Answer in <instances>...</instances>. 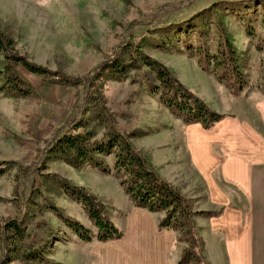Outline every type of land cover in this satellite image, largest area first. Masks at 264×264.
<instances>
[{"label": "rangeland", "instance_id": "374dc122", "mask_svg": "<svg viewBox=\"0 0 264 264\" xmlns=\"http://www.w3.org/2000/svg\"><path fill=\"white\" fill-rule=\"evenodd\" d=\"M135 21L142 25L129 29ZM220 24L237 51L242 90L219 80L214 58L220 50ZM0 32L30 62L59 73L45 77L18 65L14 70L32 93L9 96L1 91L7 71L5 57L0 56V163L13 164L0 176V227L8 220L18 221L25 234L17 246L27 244L38 253L37 258H24L8 252L5 264H101L99 259L118 254L119 246L113 243L118 240L97 241V229L82 204L64 193L53 176L98 197L123 236L129 220L137 216L134 211L139 208L120 185L125 176L116 171L114 155L95 154L102 168L87 163L75 169L50 153L52 141L69 133L93 132L92 141L107 144V135L117 130L181 192L193 212L221 214V206L214 207L208 198L205 174L196 166L198 157L205 159L208 143L212 147L213 135L200 124H185L182 116L163 105L150 68L140 63L118 74L103 69L90 85L62 84L60 74L93 78L130 38L213 111L224 112V118L243 117L261 131L253 107L264 99V0H0ZM119 58L130 61L127 53ZM102 107L109 118L101 114ZM82 123L85 127L74 130ZM213 147L220 159L222 146ZM49 203L86 227L92 240L79 238ZM151 214L159 227L166 213ZM175 232L181 261L189 243L183 233ZM3 253L0 243L1 262ZM202 254L205 257L203 240Z\"/></svg>", "mask_w": 264, "mask_h": 264}, {"label": "trees", "instance_id": "16d2710c", "mask_svg": "<svg viewBox=\"0 0 264 264\" xmlns=\"http://www.w3.org/2000/svg\"><path fill=\"white\" fill-rule=\"evenodd\" d=\"M215 6L217 4L213 8ZM141 25V22L135 21L129 25V29ZM220 26H222L223 31L220 50L219 55L214 58L217 68L221 71L219 80L232 90L237 88L242 90L244 82L238 65L237 51L226 35L223 25L220 24ZM129 39L99 66L93 78L75 79L60 74L59 82L62 84L85 85L89 83L90 85L103 69H110L115 74L126 73L131 69H136L140 63H143L155 74L158 85H154V91L160 93L163 105L172 113L182 116L185 124H200L203 129L211 130L224 119V115L213 111L203 99L184 86L169 68L146 55L140 46L133 45ZM123 53L130 56V61L127 64L121 62L119 58ZM1 55L5 57L7 71L5 74L6 83L1 91L5 92L6 95L28 97L32 93V87L28 86L14 70L18 65L36 75L45 77L59 75V73H52L47 68L30 62L26 57L20 55L15 49L14 41L2 32H0ZM101 114L109 118L105 107H102ZM81 127H85L83 123L76 125L74 130ZM93 134V132H76L56 138L51 143L52 150L50 153L64 160L75 169H81L87 163L94 164L96 168H102L103 162L95 154L114 155L116 171L125 176L120 185L135 206L150 213L164 211L166 216L160 221L159 229L180 231L187 237L189 247L184 250L179 264H209L202 254V238L193 219L198 215L216 216L218 213L193 212L188 200L181 192L151 168L130 140L117 130L112 129L107 135V144L92 141ZM11 166H13L12 163H0V176ZM53 177L58 186L64 190V193L82 204L90 221L94 223L97 229V241L108 242L120 240L123 237L122 231L111 221L104 203L98 197L84 187L76 186L57 175ZM49 206L79 238L87 242L92 240L90 231L86 227L65 217L62 211L52 203H49ZM24 234L25 232L18 221L8 220L0 227V243H2L4 250V258L2 262L0 261V264L6 263L8 252H13L16 256L24 258L29 256L37 258L38 253L30 245L17 246V242L24 239Z\"/></svg>", "mask_w": 264, "mask_h": 264}, {"label": "crops", "instance_id": "0c3cea01", "mask_svg": "<svg viewBox=\"0 0 264 264\" xmlns=\"http://www.w3.org/2000/svg\"><path fill=\"white\" fill-rule=\"evenodd\" d=\"M253 108L261 120V131L235 115H226L211 130L203 129L213 135V145L224 150L218 159L208 143L205 159H196L206 177L208 198L222 209L220 215L194 220L210 264H264V99ZM144 210L135 208L137 216L129 220L128 231L113 242L119 246L118 254L97 263H179L177 233L160 230L157 221L152 223V214Z\"/></svg>", "mask_w": 264, "mask_h": 264}]
</instances>
